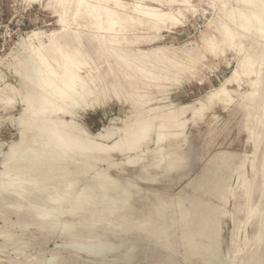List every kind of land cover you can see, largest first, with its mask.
<instances>
[{"label": "bare ground", "instance_id": "obj_1", "mask_svg": "<svg viewBox=\"0 0 264 264\" xmlns=\"http://www.w3.org/2000/svg\"><path fill=\"white\" fill-rule=\"evenodd\" d=\"M201 1L209 3L215 12L210 29L200 39L202 48L196 45L180 48L179 52L164 45L149 49L143 46L161 42L162 30L183 24L185 12L196 10L193 0H49L61 29L51 31L48 42L41 37L43 31H32L31 37H36L38 43H30L28 47L25 43V51L13 63L21 77L20 87L11 84L0 87V103L12 105L18 99L22 105L15 119L19 138L4 154V168L0 172V205L18 216L27 213L29 220L20 222L22 225L35 224L43 229L48 225L52 231V227L60 224L62 232L69 236L66 244H75L81 254H106L117 249L121 244L110 242L112 238L96 231V226L104 221L116 225L114 218L118 213L117 227L122 230L133 216L132 201L136 200H132L134 191L130 188L134 183L121 185L108 168L141 165L146 175L151 174L152 168L163 171L181 168L188 159L181 152L188 123H195L198 118L202 121L206 111L216 104L228 109L247 96L250 103L242 102L239 106L245 110L242 123L254 144V152L238 162L235 155L219 153L215 161L219 162L220 171L217 174L210 171L213 189L205 190L223 203L215 205L195 197L189 202L192 207L182 200L176 206L180 210L183 241L191 243L192 253L201 249L210 253L212 257L206 261L209 264H225L217 247V235L221 215L231 214L237 219L236 213L224 205L231 196L237 200L235 211L244 212L243 225H249L256 216L259 218L257 240L264 239V215L258 214L264 205V0ZM228 51L237 58L235 68L204 98L182 105L168 102V86L174 87L184 77H195L200 64L211 68L204 59L209 55L221 57ZM234 85L247 86V93L233 95L230 86ZM104 101L130 104L133 112L123 119L121 126H107L92 136L77 117L84 109ZM110 140L112 143H107ZM150 141L155 145L153 148L148 146ZM114 151L128 155L127 159L114 162L111 159ZM103 162L108 168L100 167ZM248 163L252 179L245 170ZM223 169L238 173L235 187L226 183ZM90 170L95 175L84 183V173ZM203 186L204 182L198 183L195 191ZM256 192L259 197L255 201ZM170 204L173 203L161 200L155 205L157 213L164 218ZM148 220L137 221L144 232L157 233L159 237L156 234L154 237L161 241L169 238L168 224L164 222L160 228L150 229ZM4 234L12 236L9 231ZM198 237L211 242H198ZM247 239L248 235L242 239L244 244ZM242 240L234 243L237 253L244 248ZM163 243L168 245L167 241ZM127 258L128 255L125 261ZM259 261L260 256L256 255L253 264Z\"/></svg>", "mask_w": 264, "mask_h": 264}, {"label": "rangeland", "instance_id": "obj_2", "mask_svg": "<svg viewBox=\"0 0 264 264\" xmlns=\"http://www.w3.org/2000/svg\"><path fill=\"white\" fill-rule=\"evenodd\" d=\"M47 1L0 0V87H5L7 84L20 87L21 77L16 74L13 63L15 64L17 57L23 54L26 45L28 47L30 43H38L36 37H31L33 33L32 31H43L44 33L41 37L44 41L47 40L46 42H48L49 39L47 38H49L51 31L61 29V24L57 20L59 17L54 12V6L49 3V0ZM193 3L195 4L196 10L185 12L186 17L183 18V24L171 30H162L161 34L164 37L161 42L146 44L143 48L149 49L156 47L157 45H164L168 47L169 50L179 51L180 48L182 50V48H189L197 45L201 49L202 40L200 39H202L203 34L210 29L209 23L215 12L212 6L205 1L193 0ZM25 43L26 45L24 46ZM22 48L24 50H22ZM181 50L179 52H181ZM236 60L237 58L235 57L234 52L231 51H228L226 55H222L221 57L209 55L208 59H204V63L211 65V68L200 64L195 77H191L190 79L184 77L181 82L174 84V87L173 85L168 86V94L170 96L168 102L172 101L177 105H182L204 98L210 89L218 86L226 76L232 73V70L237 64ZM2 66L5 67L2 68ZM230 89L235 96L242 93L245 95L247 93V86L239 88L234 85L230 86ZM158 97L162 96L158 95ZM240 101L238 104H232L228 109L223 108L221 104H216V106L213 105L215 107L206 111V115L201 118L202 121L198 118L195 122L196 125L195 123H192L193 121L188 123L185 133L186 141L182 142L183 145L181 147V152H183L188 159L186 165L181 168L171 171L152 168L151 174L146 175L143 172L141 165H126V167L117 166L108 168L107 163L103 162L100 164V167L108 168L109 174L117 178L121 185L127 187L129 184L128 182L134 183V186H130V188L134 191L132 194V200H136L137 202L132 201L134 204L133 216L130 219V222L126 223L125 228L119 230V226L117 227L118 221H120L118 213V216H115L116 218L112 217L114 218V222L117 223L116 225H110L109 222L104 221L96 226V229H98L96 231L105 233L107 238H112H108L110 242L121 244L120 247L111 250L106 254H87V252L80 251L82 252L81 254L75 249V244H66L69 240V236H66L64 230L62 232L60 224L52 227V231L51 226L48 225L44 229L42 226V228H39L38 225L35 224H31V227L29 225L24 226L20 222L29 220L27 213L18 216L12 211V209H4L5 207L0 205V234H2V236H0V244L2 243V245H0V253L2 254H0V264H56V262L57 264H122L121 262H123V264H209V262L206 261L212 257L210 253L208 254L205 249L192 253L191 243H185L183 241V229L179 225L180 210L177 208L176 203L179 200H182L188 205L195 197H199L203 202H211L215 205H221L223 203L219 197L211 193L209 195V192L207 193L205 191L213 189L212 184L209 182L210 171L212 174H217L220 171L218 166L219 162L215 161L217 155L226 152L235 155V162H238L239 158L244 157V155L251 157L254 152V144L249 140L248 132L244 127V123H242L245 122V110L241 109L239 106L242 102L250 103V100L245 96L242 101ZM13 104L3 105L0 103V152H2L0 153V172L4 168L2 165V162L5 159L4 154L8 151L10 144L19 138V128L15 119L20 114L22 105L18 102V99ZM9 105L10 108L8 107ZM97 105L93 108L89 107L88 109H84V111H82L77 117L84 128L92 136L105 130V127L107 126H121L123 119H126L133 112L130 104L123 105L115 101H104ZM3 108L5 112H3ZM112 141L113 140L107 141V143H112ZM148 146L153 148L155 145L150 141ZM112 153L111 159L114 162L124 161L128 156L120 154L118 151ZM245 167L247 176L252 179L253 176L251 175L253 174L250 163ZM126 168L127 171L125 170ZM222 171V175H227L226 183L235 187L238 183V173L226 169H223ZM92 174L95 175L94 170L84 173V183L85 180L87 182V179L89 180L93 178L94 175ZM201 182H204L203 188L200 191H195L194 186L196 187L198 183L200 184ZM258 197L259 192L254 193L253 200H258ZM161 200L173 203L170 204L171 208L166 209V215L164 218L157 213L155 207V205H158ZM235 200L236 198H232L231 196L227 203L225 201L224 205L229 211L236 213L237 219L233 218L231 214L221 215L219 219L220 229L217 235V247L221 251L224 263L253 264L254 257L258 255L260 256V261L257 264H264V239L257 240L259 233V225L257 222L259 218L256 216L251 220L249 225H243L242 219H244L245 215L242 211H235V204L237 201ZM1 202L2 201L0 200V204ZM189 206L192 207L191 203ZM3 209L4 212L2 211ZM142 212H144V214ZM239 213H242L243 215ZM260 213L264 215V205L258 212V214ZM150 216L154 217V219H150ZM141 219L144 221L145 219H149L148 221L151 222V224H147V226L150 229L160 228L164 222L168 224V226H170L169 238L165 241H161L160 239H156L159 237L157 233L153 232L157 235L156 237V235L151 232H148L151 235L144 232V227L140 226L137 222ZM5 221L7 223H5ZM113 226H116V228ZM138 229L142 230L140 231ZM4 230H8L9 234H12V236H10L11 239L17 240L18 243L15 240H11L10 237H6L4 233L8 231ZM247 235L248 239L244 244L243 240ZM6 238L9 239L6 240ZM197 239L198 242H211L207 238L201 239L198 237ZM8 240L10 241L8 242ZM138 240L141 241L139 242ZM240 240H242L241 246H244V248L237 253L234 248V243ZM3 241H6L5 245H8V243L9 245L6 247L3 244ZM166 241L168 245L163 243ZM171 243H175L174 247L176 246V248H173ZM124 244L128 245L125 246ZM23 245L25 246L23 247ZM131 247L134 250H132ZM122 251L123 253H121ZM126 254L128 255V258L125 261V258L127 257ZM3 255L5 257H3ZM50 256H53V258H50ZM100 257L103 259H100ZM167 259H169V262H167ZM101 260L104 262H101Z\"/></svg>", "mask_w": 264, "mask_h": 264}]
</instances>
